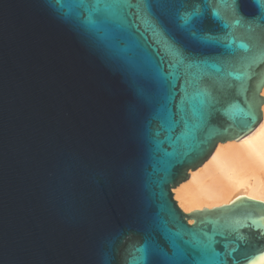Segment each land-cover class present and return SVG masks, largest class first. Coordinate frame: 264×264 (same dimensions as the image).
I'll return each instance as SVG.
<instances>
[{
  "label": "water",
  "instance_id": "obj_1",
  "mask_svg": "<svg viewBox=\"0 0 264 264\" xmlns=\"http://www.w3.org/2000/svg\"><path fill=\"white\" fill-rule=\"evenodd\" d=\"M86 2L0 0V264H132L145 243L148 264H215L199 249L237 231L264 264L263 201L186 213L173 193L263 121L264 0H210L195 37L171 0L99 28Z\"/></svg>",
  "mask_w": 264,
  "mask_h": 264
},
{
  "label": "bare ground",
  "instance_id": "obj_2",
  "mask_svg": "<svg viewBox=\"0 0 264 264\" xmlns=\"http://www.w3.org/2000/svg\"><path fill=\"white\" fill-rule=\"evenodd\" d=\"M173 193L186 213L229 204L240 196L264 202V117L243 139L220 143L212 157L191 171Z\"/></svg>",
  "mask_w": 264,
  "mask_h": 264
},
{
  "label": "snow or ice",
  "instance_id": "obj_3",
  "mask_svg": "<svg viewBox=\"0 0 264 264\" xmlns=\"http://www.w3.org/2000/svg\"><path fill=\"white\" fill-rule=\"evenodd\" d=\"M172 3H179L180 8L184 9L183 11L177 10L176 18L178 21V25L180 28L192 32L195 37V32H193L195 21L202 18L206 11L211 10L210 8V0H171ZM191 3V9L188 10L187 5ZM132 5L129 0H90V2L85 3V7L87 9V16L84 18V23L93 27L99 28L106 22L111 21L113 18H116L120 15L121 11L124 8H131ZM138 7L139 5H135ZM212 16L216 19H219V13L216 11H212ZM99 17L100 19H97ZM239 23V21H237ZM225 28L228 25H224ZM175 55L177 56V63L174 66H179L183 64L184 57L177 50L175 51ZM172 87L175 88V84H172ZM246 115L251 116L253 122H255L256 117L251 112L246 113ZM163 195V193H161ZM255 223V222H253ZM195 232V230H191ZM236 231V230H233ZM264 239V230L259 232V235L256 237V240ZM220 243L219 241H213L208 245H204L199 249L201 253V262H207L209 260H214L215 264H241V261L236 258L234 255L241 248V244H247L248 241L245 237L241 236L238 231L236 232V237L233 240H229L225 238V242L223 243V252H217L215 244ZM235 245V247H230V245ZM136 251L142 253L139 258L133 259L132 264H135V260L138 259L140 264H148V245L145 243L140 248L136 249ZM166 255V254H165ZM183 254H181L182 256ZM264 255V253H262ZM170 264H178V261L175 258H169ZM249 264H252L250 261Z\"/></svg>",
  "mask_w": 264,
  "mask_h": 264
},
{
  "label": "rangeland",
  "instance_id": "obj_4",
  "mask_svg": "<svg viewBox=\"0 0 264 264\" xmlns=\"http://www.w3.org/2000/svg\"><path fill=\"white\" fill-rule=\"evenodd\" d=\"M173 191H174V189H173ZM175 198V197H174ZM176 200V199H175ZM181 208V207H180Z\"/></svg>",
  "mask_w": 264,
  "mask_h": 264
}]
</instances>
